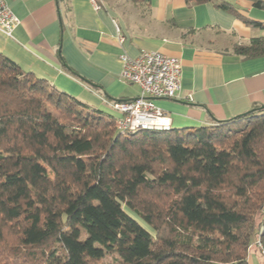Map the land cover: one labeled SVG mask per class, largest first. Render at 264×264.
Segmentation results:
<instances>
[{
  "label": "trees",
  "instance_id": "1",
  "mask_svg": "<svg viewBox=\"0 0 264 264\" xmlns=\"http://www.w3.org/2000/svg\"><path fill=\"white\" fill-rule=\"evenodd\" d=\"M186 1L236 13L237 0ZM233 52L264 56V35ZM263 106L121 131L0 52V264H249L253 244L264 257Z\"/></svg>",
  "mask_w": 264,
  "mask_h": 264
},
{
  "label": "crops",
  "instance_id": "2",
  "mask_svg": "<svg viewBox=\"0 0 264 264\" xmlns=\"http://www.w3.org/2000/svg\"><path fill=\"white\" fill-rule=\"evenodd\" d=\"M6 1L19 23L12 37L0 31V52L114 119L113 98L139 95L137 85L119 77L120 55L142 51L180 61L177 97L153 99L171 129L211 126L264 105V56L233 52L264 35L242 19L264 22V8L249 0H237L236 13L186 0H95L98 8L91 0Z\"/></svg>",
  "mask_w": 264,
  "mask_h": 264
},
{
  "label": "built area",
  "instance_id": "3",
  "mask_svg": "<svg viewBox=\"0 0 264 264\" xmlns=\"http://www.w3.org/2000/svg\"><path fill=\"white\" fill-rule=\"evenodd\" d=\"M98 8L95 0H91ZM19 23L6 0H0V31L12 37ZM123 37L119 35V41ZM122 63L119 77L126 83L139 87V95L133 99L112 101L111 106L119 112L115 119L121 131L171 129L170 119L155 105L154 98H175L181 89V64L178 58L159 51H142L136 57L120 55ZM260 248V247H259Z\"/></svg>",
  "mask_w": 264,
  "mask_h": 264
},
{
  "label": "rangeland",
  "instance_id": "4",
  "mask_svg": "<svg viewBox=\"0 0 264 264\" xmlns=\"http://www.w3.org/2000/svg\"><path fill=\"white\" fill-rule=\"evenodd\" d=\"M257 10V9H255ZM129 214H131L134 218L138 220L139 223H141L144 227H146L148 230H150L153 233V230L148 227L143 221H141L135 214L128 211ZM118 258L115 253L107 254L103 258H101L99 261L94 262L93 264H117ZM248 263L249 264H264V257L259 253V251L256 249V246L253 244L250 247L249 255H248Z\"/></svg>",
  "mask_w": 264,
  "mask_h": 264
},
{
  "label": "water",
  "instance_id": "5",
  "mask_svg": "<svg viewBox=\"0 0 264 264\" xmlns=\"http://www.w3.org/2000/svg\"><path fill=\"white\" fill-rule=\"evenodd\" d=\"M264 107V106H263Z\"/></svg>",
  "mask_w": 264,
  "mask_h": 264
}]
</instances>
